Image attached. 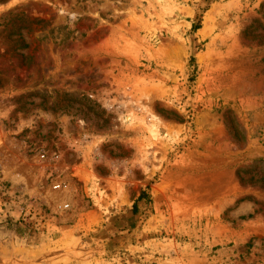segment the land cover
I'll return each mask as SVG.
<instances>
[{"label": "rangeland", "instance_id": "374dc122", "mask_svg": "<svg viewBox=\"0 0 264 264\" xmlns=\"http://www.w3.org/2000/svg\"><path fill=\"white\" fill-rule=\"evenodd\" d=\"M0 256L264 264V0H0Z\"/></svg>", "mask_w": 264, "mask_h": 264}, {"label": "trees", "instance_id": "16d2710c", "mask_svg": "<svg viewBox=\"0 0 264 264\" xmlns=\"http://www.w3.org/2000/svg\"><path fill=\"white\" fill-rule=\"evenodd\" d=\"M192 62H194V58H192ZM146 196H147V194H146L145 192L141 193V195L139 196V198H138L137 201L135 202L134 207L136 208L137 203H138L139 201L145 199Z\"/></svg>", "mask_w": 264, "mask_h": 264}, {"label": "built area", "instance_id": "2783aa9c", "mask_svg": "<svg viewBox=\"0 0 264 264\" xmlns=\"http://www.w3.org/2000/svg\"><path fill=\"white\" fill-rule=\"evenodd\" d=\"M45 155H42V159H45ZM54 190H61L62 189V185L61 184H56L54 185ZM69 208V205H65V209Z\"/></svg>", "mask_w": 264, "mask_h": 264}, {"label": "bare ground", "instance_id": "6f19581e", "mask_svg": "<svg viewBox=\"0 0 264 264\" xmlns=\"http://www.w3.org/2000/svg\"><path fill=\"white\" fill-rule=\"evenodd\" d=\"M1 261H2V258H1V256H0V264H2ZM2 262H3V261H2Z\"/></svg>", "mask_w": 264, "mask_h": 264}]
</instances>
